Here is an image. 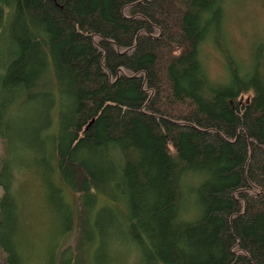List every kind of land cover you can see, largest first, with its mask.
<instances>
[{"label": "trees", "instance_id": "trees-1", "mask_svg": "<svg viewBox=\"0 0 264 264\" xmlns=\"http://www.w3.org/2000/svg\"><path fill=\"white\" fill-rule=\"evenodd\" d=\"M54 1L0 0L4 154L18 139L17 166L39 168L55 219L75 231L47 264H93L95 236L108 250L128 239L147 264H264L263 52L244 67L224 47L226 0ZM205 44L223 55L221 80ZM4 156L3 264H26Z\"/></svg>", "mask_w": 264, "mask_h": 264}, {"label": "rangeland", "instance_id": "rangeland-1", "mask_svg": "<svg viewBox=\"0 0 264 264\" xmlns=\"http://www.w3.org/2000/svg\"><path fill=\"white\" fill-rule=\"evenodd\" d=\"M221 29L223 33L222 44L240 65L244 67L253 65L257 49L263 52V57L258 58L259 61L264 62V0H226ZM203 56L205 69L209 77L213 80H221L225 73L221 51L213 45L205 44L203 46ZM245 98V95L241 96V100ZM17 140L16 138L12 140L11 147L8 150L11 153L9 157H6L4 142L0 139V160L5 155L4 158L10 164L9 159H11V169L15 174L14 181L16 187L20 188V211L23 228V250H21V254L27 257L26 264H47L50 248L54 242L56 241L57 249L72 245L75 231L73 225L72 230L62 231L61 223L55 219V211L49 201L48 190L44 185V179L39 168L32 165L17 166L21 160L17 152L21 144ZM15 166H17L16 170ZM0 190H2L1 187ZM64 193L66 200L75 206L78 194L68 188H64ZM105 200L103 196H98L97 203L104 204ZM110 204L116 207V203L111 201ZM98 209L100 211L105 208L98 206L96 210ZM109 219L107 216L98 217L102 232H110L111 228L112 234L118 235L119 232L114 230L116 224L113 221L107 225L106 220L109 221ZM115 240L116 242L107 243L111 246V249L108 250L105 248L106 244L101 243L99 237L95 236L91 242L93 244L90 257L91 263L147 264L144 262L138 247L132 242L120 238ZM111 251H113L112 254ZM3 263L4 253L0 249V264Z\"/></svg>", "mask_w": 264, "mask_h": 264}, {"label": "clouds", "instance_id": "clouds-1", "mask_svg": "<svg viewBox=\"0 0 264 264\" xmlns=\"http://www.w3.org/2000/svg\"><path fill=\"white\" fill-rule=\"evenodd\" d=\"M3 195V191L2 190H0V196H2Z\"/></svg>", "mask_w": 264, "mask_h": 264}, {"label": "water", "instance_id": "water-1", "mask_svg": "<svg viewBox=\"0 0 264 264\" xmlns=\"http://www.w3.org/2000/svg\"><path fill=\"white\" fill-rule=\"evenodd\" d=\"M54 4H57L54 0H51Z\"/></svg>", "mask_w": 264, "mask_h": 264}]
</instances>
